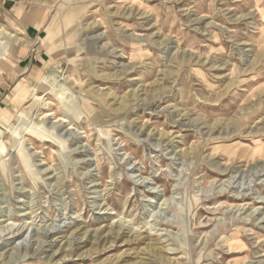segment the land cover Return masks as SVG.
<instances>
[{
    "label": "rangeland",
    "instance_id": "374dc122",
    "mask_svg": "<svg viewBox=\"0 0 264 264\" xmlns=\"http://www.w3.org/2000/svg\"><path fill=\"white\" fill-rule=\"evenodd\" d=\"M0 32V264H264V0H0Z\"/></svg>",
    "mask_w": 264,
    "mask_h": 264
},
{
    "label": "crops",
    "instance_id": "0c3cea01",
    "mask_svg": "<svg viewBox=\"0 0 264 264\" xmlns=\"http://www.w3.org/2000/svg\"><path fill=\"white\" fill-rule=\"evenodd\" d=\"M22 30H23V35L25 37L24 38L25 42L23 46V55L17 60L18 63H14L15 64L14 72L19 75L25 73L26 79L24 80L26 82L32 83L37 81L39 79V75H41L40 67H43L44 64H46L43 55H45V53L47 54V52L42 51L43 47L41 46L42 44L39 42L40 31L36 29L35 25L29 24L25 29L23 28ZM33 49L36 52L34 56L32 53ZM1 63L2 62H0V64ZM9 70H11V68H9ZM7 71L0 75V128L2 126H5V124H7L10 121V116L14 112L12 102H10L9 100L5 101L4 98L6 97L5 94L9 88L10 81L13 78L12 75H10L11 73L8 74ZM24 91L26 92L27 89H24ZM23 94L24 93H19L18 96L16 95L15 97L18 99ZM7 96L9 97V95ZM0 133H1V129H0Z\"/></svg>",
    "mask_w": 264,
    "mask_h": 264
},
{
    "label": "bare ground",
    "instance_id": "6f19581e",
    "mask_svg": "<svg viewBox=\"0 0 264 264\" xmlns=\"http://www.w3.org/2000/svg\"><path fill=\"white\" fill-rule=\"evenodd\" d=\"M1 35H2V32H0V36H1ZM12 36H13V35H12ZM10 38H11V36L8 34L6 40H8V39L10 40ZM36 99H40V97H39V98H36ZM48 115H49V114H48ZM262 130H263V129H262ZM263 161H264V160H263ZM263 170H264V169H263ZM242 196H244V195L242 194ZM263 203H264V202H263ZM262 219H264V217H263ZM262 222H263V221H262ZM15 230H16V229H15ZM0 231H2V230H0ZM57 231H58V230H57ZM120 231H121V228H120V227H119V229L116 230V231H115V230L113 231V230L110 229V234H111L112 236H116V235L118 236V234L120 233ZM45 232H46V231H45ZM54 232H55V231H54ZM47 234H48V233H47ZM106 236H107V235H106ZM108 236H109V235H108ZM5 238H6V237H5ZM103 240H104V239H103ZM44 242H45V241H44ZM228 246L230 247L231 244H229ZM1 254H2V253H0V257H1ZM9 254H10V253H9ZM3 255H4V254H3ZM50 257H51V256H50ZM50 257H49L48 259H50ZM63 261H65V258L63 259Z\"/></svg>",
    "mask_w": 264,
    "mask_h": 264
}]
</instances>
